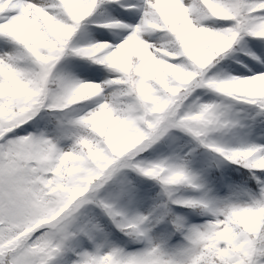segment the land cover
<instances>
[{"label":"snow or ice","instance_id":"1","mask_svg":"<svg viewBox=\"0 0 264 264\" xmlns=\"http://www.w3.org/2000/svg\"><path fill=\"white\" fill-rule=\"evenodd\" d=\"M0 264H264V0H0Z\"/></svg>","mask_w":264,"mask_h":264}]
</instances>
